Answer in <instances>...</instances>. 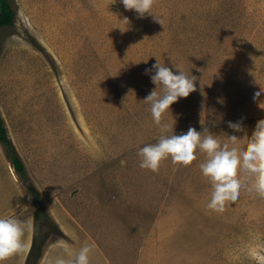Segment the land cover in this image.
<instances>
[{"label": "rangeland", "instance_id": "374dc122", "mask_svg": "<svg viewBox=\"0 0 264 264\" xmlns=\"http://www.w3.org/2000/svg\"><path fill=\"white\" fill-rule=\"evenodd\" d=\"M12 1L0 114L28 184L0 142V216L33 230L4 264H48L57 240L74 252L94 244L90 264H264V196L242 186L209 208L204 153L156 172L138 155L172 127L244 142L264 119V93L252 92L264 88V0H154L160 23L120 0ZM156 60L196 79L162 117L167 132L143 100L161 91L144 74Z\"/></svg>", "mask_w": 264, "mask_h": 264}, {"label": "clouds", "instance_id": "9594fccd", "mask_svg": "<svg viewBox=\"0 0 264 264\" xmlns=\"http://www.w3.org/2000/svg\"><path fill=\"white\" fill-rule=\"evenodd\" d=\"M120 2L126 10H133L138 18L152 16L159 22L153 12L154 0ZM126 21L128 24L127 18ZM144 74L150 75L155 88L160 86L161 91L152 90L143 100L151 106L153 122L167 132L168 125H162V117L171 111L173 103L196 90L195 76L173 66L170 68L157 60L150 68H145ZM252 92L264 93V88H253ZM226 123L232 128H238L239 118L227 119ZM221 136L222 139L211 133L205 136L192 127L186 133L176 135L172 127V134L161 135L156 143L146 144L139 149V166L156 172L161 162L168 157L187 166L197 159V152H202L205 159L199 167L211 185L207 207L223 208L226 200H235L240 195L242 186L264 196V119L256 122L244 142H238L233 132ZM238 171L244 175L238 174ZM32 230V221L24 222L15 216H0V264L25 251V233ZM55 247L62 254L50 259L48 264H90L89 256L95 245L86 244L78 252H74L67 241L57 240Z\"/></svg>", "mask_w": 264, "mask_h": 264}, {"label": "trees", "instance_id": "16d2710c", "mask_svg": "<svg viewBox=\"0 0 264 264\" xmlns=\"http://www.w3.org/2000/svg\"><path fill=\"white\" fill-rule=\"evenodd\" d=\"M15 16H16V13L13 7V1L12 0H0V32L5 27L13 26ZM0 142L5 147L7 155L13 165L15 172L20 176L22 180L26 181L28 184V176L25 170V166L21 158L17 155L14 147L12 146L8 138L7 130H6L1 114H0ZM28 188L30 189L31 195L34 199H37V200L40 199L38 196V193L36 192L35 188H33L32 185L29 184ZM40 217L41 216L36 211L35 213L36 221L39 220Z\"/></svg>", "mask_w": 264, "mask_h": 264}]
</instances>
